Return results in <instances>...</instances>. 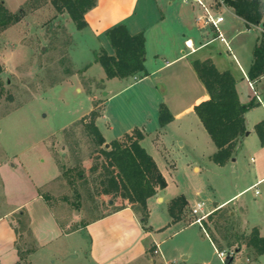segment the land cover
I'll list each match as a JSON object with an SVG mask.
<instances>
[{
    "label": "rangeland",
    "instance_id": "374dc122",
    "mask_svg": "<svg viewBox=\"0 0 264 264\" xmlns=\"http://www.w3.org/2000/svg\"><path fill=\"white\" fill-rule=\"evenodd\" d=\"M0 1L10 11L23 9L24 12L21 20L0 32L1 78L5 85L0 98V144L8 152H34L47 157L50 151L45 144L49 137L50 142H58V153L69 151L71 167L49 183L48 197L55 201L66 200L80 223L113 208L107 202L110 196L100 194L99 175L104 170L100 149L109 148L114 138L135 128H145L142 146L153 156L166 181L161 194L173 197L183 194L190 204L203 201L204 210L235 194L256 170L264 171V151L253 128V123L264 116L261 104L250 107L247 112L251 133L237 141L232 153L236 161L217 164L210 158L215 145L196 116L185 114L165 127L160 125L156 99L161 95L151 88L149 80L134 82L131 76L118 80L101 78L104 70L94 61L99 43L86 29L76 28L67 12L58 11L51 0ZM223 13L226 21L221 30L227 39L234 36L230 41L232 51L246 71L259 30L257 26L247 29L238 17L227 11ZM263 22L264 19L260 24ZM222 53L233 61L231 68L237 74L241 99L251 101L253 89L247 85L232 53L225 46ZM88 64L90 66L84 69ZM253 86L264 101V92ZM198 91L195 85L188 91H174L173 105L183 108ZM92 111L98 114L95 124L107 138L101 146L85 129L86 121L93 117ZM60 139L69 140V150H60ZM258 189L264 194V182ZM262 196H255L254 188L247 190L231 199L226 209L215 211L212 219L207 215L202 225L194 222L188 204L178 222L152 232L163 241L164 254L174 251L180 264H225L214 250L205 224L213 229L216 222L219 232L225 234L228 227H232L231 231L236 227V232L247 229L241 220L245 218L249 226L258 225L264 231ZM117 201L128 202L139 222L145 224L147 219L141 221L139 204H131L121 197ZM148 207L152 219L149 224L154 228L162 226L168 217L166 204L151 199ZM228 208L235 212L234 219H228ZM70 239L79 243L80 238L73 234ZM85 244L86 239L81 242L82 246ZM182 255L187 258L183 259Z\"/></svg>",
    "mask_w": 264,
    "mask_h": 264
},
{
    "label": "crops",
    "instance_id": "0c3cea01",
    "mask_svg": "<svg viewBox=\"0 0 264 264\" xmlns=\"http://www.w3.org/2000/svg\"><path fill=\"white\" fill-rule=\"evenodd\" d=\"M199 11L200 8L194 2L185 3L182 0H96L95 5L84 14L87 26L83 29L89 31L95 41L99 43V47L105 48L109 53H112L113 50L104 34L109 27L123 23L130 33L143 31L145 38L144 65L148 74L142 78L138 76H131V78L134 82L149 80L151 88L158 92V96L161 95V98L156 99L158 108L159 104L163 102L173 116V119L162 127L178 120L185 114L196 116L193 106L208 98L204 85L193 69L191 62L194 59H210L218 70H229L234 76L240 102L248 103L240 97L237 74L231 68L233 61L227 60V55L222 53V46H225L229 51L227 44L216 37V31L212 26L202 27L196 23L195 16ZM219 11L224 17L220 29L226 21L223 11L238 17L247 29L257 26L246 24L229 5ZM256 28L258 29V27ZM261 34L262 32L259 30L255 43ZM223 35L231 48L230 41L234 36L227 39L224 33ZM185 41H188L191 47L187 46ZM217 41L220 42L219 45L215 44ZM236 60L234 61L238 64L245 76L242 77L245 78L249 86L247 71L253 61V56L247 64L246 71L238 58ZM263 76L253 82V85L261 93L264 92ZM101 78L120 79L118 77L106 78L105 73ZM186 80L191 81L190 84ZM194 85L199 90L194 98L187 102L183 108L173 105L174 91L179 93L184 90L188 91ZM249 88L252 89L250 86ZM254 90H252L253 96ZM252 99L255 100V97ZM248 111L249 109L244 113L246 132L243 136L251 133L247 122ZM196 118L198 119L197 116ZM263 118L264 116L261 119ZM258 121L253 123V128ZM138 129L143 135L140 140L142 145L146 132L144 127ZM130 132L131 130L124 133ZM122 135H118L114 139H119ZM103 137L106 138L104 135ZM45 140L43 141L45 142ZM57 143L56 141L50 142L47 137L45 147L50 151L47 157L34 152L26 154L24 151L8 152L6 147L0 144V264H19L21 261H26L27 264H165L167 260L180 264L174 251L164 254L161 250L163 241H160L158 235L152 232L153 229L159 232L169 223H174L168 211V204L173 196H163L161 193L164 188L159 189L147 199L149 212L144 225L139 222V218L128 202H116L119 197L107 200L109 207H113L112 209L82 223L73 216L72 208L66 200L50 199V196L48 197L49 183L53 179L61 177L62 173L71 167L69 161L72 158L69 151H62L61 156V153L56 151ZM31 146L33 150L34 146ZM70 146L69 140L60 139V150L63 148L69 150ZM215 151L216 146L213 152ZM263 151L264 145H262ZM229 161L234 162L236 158L231 156L226 162ZM193 168L195 169V166ZM258 181H260L259 184L264 182V171L256 170L252 178L247 180L235 194L227 196L220 203L214 202L212 208L204 211L208 212L209 216L214 211L226 209L231 199L252 188H254L255 196L263 195L260 203L264 205V194L258 189L259 184L253 187ZM256 189H258V193H255ZM151 199L162 201L167 206L168 217L161 224L162 226L155 228L151 222L149 224L151 214L148 206ZM186 200L190 204L187 198ZM119 205H122V208L116 210ZM234 213L228 208V214L233 219ZM241 220L245 226L247 225V229L238 230L239 235H248L252 227H256L259 234L264 235V231L258 225L249 226L245 222V218ZM164 223L165 225H163ZM206 224L210 226V224ZM234 229L236 231V227ZM73 234L79 235L80 239H77L79 243L71 241L70 237ZM215 235L219 239V244L225 248L221 250H227L226 241L221 239L220 235ZM85 239L86 244L82 246L81 242ZM210 242L214 250H219L212 240ZM155 243L159 244L161 253L155 252ZM233 251V255L226 259L228 264H244L243 260L250 264H261V261L264 260V254L249 253L244 243ZM181 257L187 258L186 255ZM74 258L77 259L74 260Z\"/></svg>",
    "mask_w": 264,
    "mask_h": 264
},
{
    "label": "trees",
    "instance_id": "16d2710c",
    "mask_svg": "<svg viewBox=\"0 0 264 264\" xmlns=\"http://www.w3.org/2000/svg\"><path fill=\"white\" fill-rule=\"evenodd\" d=\"M51 1L58 11L67 12L78 29L87 26L84 14L96 3V0ZM227 4L246 24L258 25L262 22L264 0H227ZM23 15V9L10 11L4 2L0 1V32L21 20ZM104 34L113 52L109 53L105 48L100 47L95 51L94 61L102 66L106 78L128 76L142 78L148 74L144 65L143 31L130 33L123 23H119L106 29ZM191 63L208 94L207 99L193 106V111L216 146V151L210 158L215 163L223 165L231 158L239 137L246 132L244 113L250 107L257 105L258 101L252 99L248 103H241L233 74L229 70H218L210 59H194ZM88 66L89 64L84 69ZM1 72L2 67L0 66V98L5 90ZM262 75H264V33L258 37L254 45L253 61L247 71L248 80L252 84ZM158 113L161 126L173 119L163 102L159 104ZM97 115L92 111L93 117L89 122L86 121L85 129L94 142L101 146L105 143V139L95 124L94 120ZM254 129L260 144L264 145V118L255 123ZM142 137L141 131L135 128L133 132L124 133L121 139H114L109 148L101 147L104 170L99 175V185L100 194L108 195L112 199L121 197L131 204H139L141 221H145L148 216L147 199L159 189H163L166 181L152 155L141 145ZM91 168L93 170L94 167ZM187 205L188 202L183 194L171 198L168 211L172 222L181 219ZM120 208L122 205L117 206L116 210ZM214 212L209 214L210 219H212V214H215ZM231 218L228 214V219L231 220ZM205 225L209 230L211 240L219 250L225 248L219 244V239L215 234L220 235L221 239L226 241L228 249L234 250L244 243L249 253L264 254V235H260L256 227H252L249 234L244 236L239 235L234 228L231 231L232 227H228L227 233L222 234L216 222L213 223V229Z\"/></svg>",
    "mask_w": 264,
    "mask_h": 264
},
{
    "label": "built area",
    "instance_id": "2783aa9c",
    "mask_svg": "<svg viewBox=\"0 0 264 264\" xmlns=\"http://www.w3.org/2000/svg\"><path fill=\"white\" fill-rule=\"evenodd\" d=\"M185 3L194 2L198 7L200 8V11L196 14L195 20L196 23L199 26H212L216 31V37L219 38L221 41L225 42L227 44L228 50L230 53H232L233 57L236 60V57L234 56L230 46L228 45L221 29L220 24L223 22L224 17L220 13L219 9H225L227 8V0H182ZM258 29L264 33V24H258ZM185 44L189 47L191 45L188 43V41H185ZM249 86L254 90V86L252 82L248 80ZM254 97L264 107V101L260 98L258 93L254 90ZM260 181L255 183L253 187L257 186ZM255 193H258V189L255 190ZM204 202L203 201H197L190 207V213L195 217L194 222L198 223L199 225H202L203 220L207 217L208 212L204 211ZM156 249L155 252H160L159 244L155 243ZM216 253L218 257L221 259L222 262L226 264V259L233 255L234 251L233 249H227V250H216ZM165 264H178L174 261L167 260L165 261Z\"/></svg>",
    "mask_w": 264,
    "mask_h": 264
},
{
    "label": "water",
    "instance_id": "95a60500",
    "mask_svg": "<svg viewBox=\"0 0 264 264\" xmlns=\"http://www.w3.org/2000/svg\"><path fill=\"white\" fill-rule=\"evenodd\" d=\"M106 145H108V143H106ZM226 264H228V261L226 260Z\"/></svg>",
    "mask_w": 264,
    "mask_h": 264
}]
</instances>
